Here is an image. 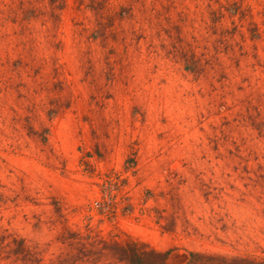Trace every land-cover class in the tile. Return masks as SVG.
I'll use <instances>...</instances> for the list:
<instances>
[{
  "label": "rangeland",
  "instance_id": "1",
  "mask_svg": "<svg viewBox=\"0 0 264 264\" xmlns=\"http://www.w3.org/2000/svg\"><path fill=\"white\" fill-rule=\"evenodd\" d=\"M1 242L264 264V0H0Z\"/></svg>",
  "mask_w": 264,
  "mask_h": 264
},
{
  "label": "trees",
  "instance_id": "2",
  "mask_svg": "<svg viewBox=\"0 0 264 264\" xmlns=\"http://www.w3.org/2000/svg\"><path fill=\"white\" fill-rule=\"evenodd\" d=\"M0 243V249L3 247ZM119 258L125 260L128 264H168V251H159L153 248H147L145 245L138 242H130L126 245H118ZM201 262H198V261ZM204 260H220L227 261L225 257H218L210 254L197 252L190 253V259L187 264H206ZM248 262L244 258H233L231 262ZM253 262V261H252ZM258 263V262H257ZM209 264V263H208ZM211 264V263H210Z\"/></svg>",
  "mask_w": 264,
  "mask_h": 264
}]
</instances>
